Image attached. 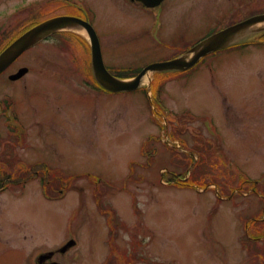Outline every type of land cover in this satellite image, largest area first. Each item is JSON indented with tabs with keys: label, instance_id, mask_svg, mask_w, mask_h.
<instances>
[{
	"label": "rangeland",
	"instance_id": "obj_1",
	"mask_svg": "<svg viewBox=\"0 0 264 264\" xmlns=\"http://www.w3.org/2000/svg\"><path fill=\"white\" fill-rule=\"evenodd\" d=\"M63 1H37L24 22L63 11ZM83 1L114 74L167 59L213 28L264 11V0H164L150 10L129 0ZM21 5L0 0L4 32H14L11 15L18 18ZM20 61L29 68L21 82L0 78L22 83L25 138L11 155L77 179L52 200L36 179L0 194V264H101L114 236L110 213L128 225L116 229V241L136 264H264V43L208 55L187 72H158L149 92L100 97L81 80L90 76L81 52L33 47ZM184 112L186 127L177 125ZM195 114L228 117V127L211 133L200 123L203 132L191 133ZM7 134L0 129V143ZM144 146L155 149L149 165ZM70 239L75 244L61 251Z\"/></svg>",
	"mask_w": 264,
	"mask_h": 264
},
{
	"label": "flooded vegetation",
	"instance_id": "obj_2",
	"mask_svg": "<svg viewBox=\"0 0 264 264\" xmlns=\"http://www.w3.org/2000/svg\"><path fill=\"white\" fill-rule=\"evenodd\" d=\"M39 0H33V1H26L22 0V10L19 8V14L18 18L16 17L15 14H12V18H14L12 22V29L14 32L12 33L11 30L5 31V28H2L3 23H0V51L3 49L11 40L16 38L18 35L29 29L30 27L36 25L37 23L48 19L53 16H58V15H68V16H75L79 17L82 19L87 20L90 22L93 27V20L90 17V11L85 9L84 2L82 0H64L63 2V11H49L45 12L44 14L37 12L36 14L38 15V18L28 24L24 22L27 16V10L31 9V5H35ZM54 1V0H51ZM133 1V0H131ZM137 4H139L137 2ZM141 5V4H139ZM142 6V5H141ZM0 17H2V14L0 13ZM9 17V16H8ZM9 19V18H8ZM10 24V23H9ZM95 28V27H94ZM96 29V28H95ZM97 31V30H96ZM215 30H210L205 34L208 35L212 33ZM98 38L100 42L101 49L103 48V39L102 36L98 33ZM12 35V37L10 36ZM7 36H9L7 38ZM204 37V35L202 36ZM201 37V38H202ZM200 38V37H199ZM33 47H39L41 50L42 49H47V48H54L56 51L61 52L64 56L68 53L73 54L74 52H81L85 55V65L89 77H81V80L84 84L88 85L90 88L93 86V90L95 91V95L100 97L101 95L106 94L105 91L99 89L95 82L94 79L91 76V71H90V44L89 41L85 38V35L77 30H72V29H66V30H60L54 33H51L32 45L29 49L26 51L32 49ZM55 51V50H53ZM22 54L14 60L1 74L0 78H6L10 82H21L22 78L29 72V69L27 73H25L23 76L11 80L9 78V75L12 73H15L19 68H21L24 64L20 61ZM80 64L76 58L74 57L72 59V64ZM6 88H9L8 90ZM21 91V92H20ZM36 110V107H35ZM18 112H22V83L20 85H9L5 84L4 82L0 83V117H3L6 120V123L3 125H0V129H3L5 132H7V136H11L12 133H17L20 134L21 136V128L20 130L17 129V127L13 124H11V120L13 119L14 121H17L20 123L21 116ZM219 117V116H218ZM84 115V119H85ZM228 117H226L227 119ZM226 119L222 117L219 121L217 120V117L212 115V114H207V115H202L198 121L199 124L196 125L197 131H200V123H203L201 127L207 128V129H214L215 131H219V126L221 127H228L226 124ZM18 127L20 125L18 124ZM4 138V137H3ZM13 152V146L11 145L10 141H3L0 143V194L8 192L10 189L9 188H4L6 182L8 183L11 179V174L8 172L9 169V163L10 159L13 157L14 159H18V156H11ZM20 159V158H19ZM17 161V160H16ZM15 161V163H16ZM7 164H4V163ZM18 177L20 180L22 179V174H19ZM9 189V190H8ZM8 190V191H7ZM54 254V253H53ZM52 255H49V258H51ZM55 264V262H48ZM46 264V263H43Z\"/></svg>",
	"mask_w": 264,
	"mask_h": 264
},
{
	"label": "water",
	"instance_id": "obj_3",
	"mask_svg": "<svg viewBox=\"0 0 264 264\" xmlns=\"http://www.w3.org/2000/svg\"><path fill=\"white\" fill-rule=\"evenodd\" d=\"M146 6H156L162 0H138ZM76 28L87 33L91 42L92 69L97 81L106 89L114 92L133 91L142 85L144 76L154 71L187 70L201 57L235 43L251 34L264 30V13L253 15L238 23L221 29L198 43L189 50L170 60L153 62L145 66L130 79H120L111 75L105 68L100 45L93 27L85 20L72 16H58L48 19L26 31L0 53V72L26 48L56 30ZM26 68L20 69L12 77L21 76Z\"/></svg>",
	"mask_w": 264,
	"mask_h": 264
},
{
	"label": "trees",
	"instance_id": "obj_4",
	"mask_svg": "<svg viewBox=\"0 0 264 264\" xmlns=\"http://www.w3.org/2000/svg\"><path fill=\"white\" fill-rule=\"evenodd\" d=\"M29 171H31V168L29 169L22 168V175L29 173ZM27 179L28 178L23 179L22 183L25 182ZM64 182H66V180L60 181L55 178L44 177L42 181L44 194L49 198L56 197L57 196L56 193H59V190L61 189V187H63ZM114 264H117V261H115Z\"/></svg>",
	"mask_w": 264,
	"mask_h": 264
}]
</instances>
